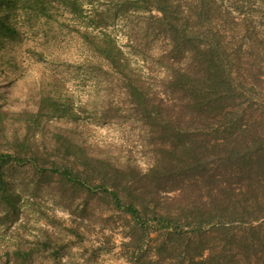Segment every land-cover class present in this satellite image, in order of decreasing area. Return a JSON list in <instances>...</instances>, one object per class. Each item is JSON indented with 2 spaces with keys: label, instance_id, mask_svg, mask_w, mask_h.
I'll use <instances>...</instances> for the list:
<instances>
[{
  "label": "trees",
  "instance_id": "16d2710c",
  "mask_svg": "<svg viewBox=\"0 0 264 264\" xmlns=\"http://www.w3.org/2000/svg\"><path fill=\"white\" fill-rule=\"evenodd\" d=\"M26 1L0 0V51L18 34L15 21ZM52 1L84 16L78 0ZM243 1L121 0L123 15L148 14L140 28L145 40L162 43L154 65L146 53L138 55L147 73L105 31L75 29L120 76L131 114L147 127L152 159L146 170L133 157L99 155L81 131L65 125L75 127L84 109L56 75L41 80L23 103L0 90V224L9 229L20 216L11 169L30 166L41 179L57 177L78 235L93 228V201L112 209L109 218L122 225L129 264H251L254 257L261 264L264 102L254 94L264 84V43L246 16L235 17ZM55 9L38 10L48 21L63 22ZM106 24L101 17L96 27ZM138 30L130 33L135 50ZM228 41L237 44L232 59ZM2 60L1 75L13 86L16 79L4 74ZM245 72L253 78L250 88ZM79 193L83 201L72 211ZM21 242L5 252L8 258L28 256Z\"/></svg>",
  "mask_w": 264,
  "mask_h": 264
},
{
  "label": "rangeland",
  "instance_id": "374dc122",
  "mask_svg": "<svg viewBox=\"0 0 264 264\" xmlns=\"http://www.w3.org/2000/svg\"><path fill=\"white\" fill-rule=\"evenodd\" d=\"M37 1L36 4L34 1L32 4V0L25 2V8L19 11L15 21L18 34L4 41L5 49L0 51L4 74L16 82L9 86L0 71V90L8 91L23 103L41 80L56 75L76 107L84 109L75 127L65 125L81 131V138L99 155L112 154L122 160L133 157L146 170L152 159L151 149L144 140L147 127L131 114L120 76L110 70L75 29L87 28L95 34L105 31L130 55L133 65L147 73L148 68H142V57L137 58L138 55L146 53L147 64L154 65L162 44L153 36L145 40L140 34L148 14L130 10L123 15L121 0H78L85 13L83 17H76L52 0ZM50 6L56 8L53 11L63 22L48 21L39 14L38 9ZM239 6L235 17L246 16L252 28L259 31L258 39L264 43V0H244ZM101 17L108 24L97 28ZM137 30L141 39L135 40L134 45H140L135 50L129 43L130 33ZM226 43V52L232 59L237 44ZM261 53L264 52L261 50ZM252 65L258 69L255 63ZM155 71L158 75L164 73L161 69ZM245 78L249 80L247 87L250 88L253 78L248 73ZM255 91L258 94H254L255 99L264 102V84L258 85ZM11 171L21 194L20 216L9 229L0 224V264H129L122 225L109 218L112 209L105 203L98 199L91 203L89 211H95L91 215L93 228L85 230L82 227L83 234L78 235L73 230L76 228L73 214L62 204V196L56 188L57 177L51 181L41 179L30 166L14 165ZM75 196L72 211H76L77 204L83 201L81 193ZM20 242L28 256L25 259H14L13 255L8 258L5 252H13ZM261 264H264V258Z\"/></svg>",
  "mask_w": 264,
  "mask_h": 264
}]
</instances>
